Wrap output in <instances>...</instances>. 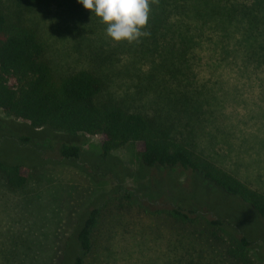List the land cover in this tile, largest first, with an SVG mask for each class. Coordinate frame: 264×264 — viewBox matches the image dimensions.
Returning <instances> with one entry per match:
<instances>
[{
  "label": "rangeland",
  "instance_id": "rangeland-1",
  "mask_svg": "<svg viewBox=\"0 0 264 264\" xmlns=\"http://www.w3.org/2000/svg\"><path fill=\"white\" fill-rule=\"evenodd\" d=\"M2 4L37 31L56 76L90 70L103 80V97L148 112L152 108L145 101L154 96L145 88L152 81V66L170 44L183 48L171 34L157 35V51L141 37L117 42L101 18L78 0H44L32 7ZM190 29L195 41L177 75L204 104L198 148L264 192V60L245 61L236 46V27L226 36L219 29ZM59 142L79 145V157H58L54 145ZM101 142L99 134L69 136L33 128L0 109V160L21 164L27 178L14 191L0 185V264H6L2 254L12 249L26 254L24 264H73L80 253L77 233L93 208L105 217L102 253L108 256L103 264H162L169 232L144 209L168 203L222 218L229 233L245 235L264 258V218L246 203L196 173L144 166L137 154L140 144L103 157ZM158 227L162 236L155 234Z\"/></svg>",
  "mask_w": 264,
  "mask_h": 264
},
{
  "label": "trees",
  "instance_id": "trees-1",
  "mask_svg": "<svg viewBox=\"0 0 264 264\" xmlns=\"http://www.w3.org/2000/svg\"><path fill=\"white\" fill-rule=\"evenodd\" d=\"M6 1L19 7H32L44 0ZM149 4V19L142 29L146 33L141 36L142 40L156 47L154 39L158 34H171L183 46L174 48L170 44L152 66V81L145 88L154 96L145 101L149 102L151 112L103 97V80L90 70L79 69L56 76L37 31L8 12L2 0L0 109L27 121L33 128L69 136L99 134L103 157L128 144H140L137 154L144 166L196 173L264 218V192L199 150L196 140L203 133L204 104L177 75L187 50L195 41L189 34L190 26L195 32L219 29L224 36L236 27L239 33L236 46L243 50L245 61L264 60V0H149ZM144 50L149 51L147 44ZM54 148L62 159H75L81 152L79 145L65 142L56 143ZM21 167V164L8 165L0 160V185L5 190L25 186L27 178ZM144 211L149 218L167 226L169 237L162 264H264V258L253 251L252 241L245 235L229 233L222 218L209 216L192 206L172 203ZM104 220L99 208L90 211L76 236L80 253L73 264H103L108 256L102 253L106 248L103 237L107 238L102 230ZM159 231L158 227L155 234L162 236ZM2 256L6 264H24L26 254L12 249Z\"/></svg>",
  "mask_w": 264,
  "mask_h": 264
},
{
  "label": "clouds",
  "instance_id": "clouds-1",
  "mask_svg": "<svg viewBox=\"0 0 264 264\" xmlns=\"http://www.w3.org/2000/svg\"><path fill=\"white\" fill-rule=\"evenodd\" d=\"M107 25L109 37L119 42L138 40L147 24L150 13L149 0H78Z\"/></svg>",
  "mask_w": 264,
  "mask_h": 264
}]
</instances>
